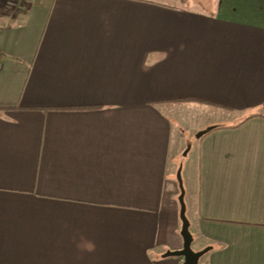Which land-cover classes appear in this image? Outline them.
Listing matches in <instances>:
<instances>
[{"label":"crops","instance_id":"crops-1","mask_svg":"<svg viewBox=\"0 0 264 264\" xmlns=\"http://www.w3.org/2000/svg\"><path fill=\"white\" fill-rule=\"evenodd\" d=\"M202 107L196 252L264 264V0H0V264H183Z\"/></svg>","mask_w":264,"mask_h":264},{"label":"rangeland","instance_id":"rangeland-1","mask_svg":"<svg viewBox=\"0 0 264 264\" xmlns=\"http://www.w3.org/2000/svg\"><path fill=\"white\" fill-rule=\"evenodd\" d=\"M186 108V107H184ZM197 107H193V110H196ZM184 111H186L184 109ZM192 113V110L186 111L185 115H186V121L185 123H183L182 121H178L177 119H175L176 123L175 124L177 127L174 128L173 131V135H172V154L170 155V159L171 162L173 160L174 156V152L178 149V148H183V154L185 152V150L188 147L189 143H193L192 146V151L190 150V152L188 153V155L186 157L183 156V154H181L179 160V168L180 166L183 167V171H182V177H183V181H184V186L185 188L187 187V168L190 169V167L195 168V166L197 165V160H196V156H197V139L196 137V130L194 128H196V124H198L200 121L202 120H206L208 121H214L215 119H217V117L219 116V114H221V111L219 110H214V109H210L207 107H202V109L200 110V115L196 116ZM191 114V115H190ZM174 125V126H175ZM180 128V129H179ZM182 131H185L184 133H181ZM180 137H182V141L180 140ZM181 141V144H180ZM181 146V147H180ZM198 243H194L192 245V248L194 251H196L198 249ZM174 258V257H171ZM169 259V258H168ZM203 261H200V264H202Z\"/></svg>","mask_w":264,"mask_h":264},{"label":"water","instance_id":"water-1","mask_svg":"<svg viewBox=\"0 0 264 264\" xmlns=\"http://www.w3.org/2000/svg\"><path fill=\"white\" fill-rule=\"evenodd\" d=\"M215 127H210L207 130L201 131L196 135L197 139L202 138L204 135H206L208 132L212 131ZM192 149V143L188 144L187 149L185 150L183 156L186 157L190 150ZM182 170L183 167L180 166L178 173H177V180L179 183L180 187V197H179V203L181 207L180 211V219L182 222V230H181V236L184 241L183 248L181 250H177L174 252L168 251L166 254L163 255V258H171V257H178L182 258L184 263L183 264H199L201 258L207 254L212 248H206L202 251H194L192 248L193 242H194V237L190 231V221L187 216V205L185 201V196H186V189L184 186V181L182 177Z\"/></svg>","mask_w":264,"mask_h":264},{"label":"trees","instance_id":"trees-1","mask_svg":"<svg viewBox=\"0 0 264 264\" xmlns=\"http://www.w3.org/2000/svg\"><path fill=\"white\" fill-rule=\"evenodd\" d=\"M249 119L251 118H248L246 121H248ZM241 125V124H240ZM216 129H222V128H219V127H215L212 131L208 132L206 135L210 134L211 132H213L214 130ZM206 135H204L202 138H204ZM201 139V138H200Z\"/></svg>","mask_w":264,"mask_h":264}]
</instances>
